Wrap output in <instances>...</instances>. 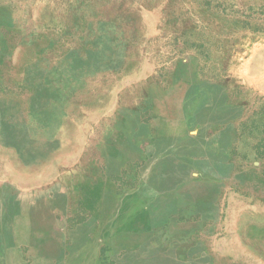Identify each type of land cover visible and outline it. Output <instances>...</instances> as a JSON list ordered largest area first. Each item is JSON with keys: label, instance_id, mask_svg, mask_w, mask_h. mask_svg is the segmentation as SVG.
Here are the masks:
<instances>
[{"label": "rangeland", "instance_id": "obj_1", "mask_svg": "<svg viewBox=\"0 0 264 264\" xmlns=\"http://www.w3.org/2000/svg\"><path fill=\"white\" fill-rule=\"evenodd\" d=\"M186 154L212 191L157 177ZM170 181L210 264H264V0H0V264H135Z\"/></svg>", "mask_w": 264, "mask_h": 264}, {"label": "crops", "instance_id": "obj_2", "mask_svg": "<svg viewBox=\"0 0 264 264\" xmlns=\"http://www.w3.org/2000/svg\"><path fill=\"white\" fill-rule=\"evenodd\" d=\"M142 157L143 159L148 158V164L140 166L139 170H153L154 167L151 164V159L148 156ZM180 157L185 159L184 165H177L176 161L175 164L171 163L170 165L162 166L163 174L159 173L157 177L163 179L179 178V171L182 170L183 173L190 171L191 176L198 179L194 182V184H197L196 186L194 185L195 188H203L200 190H205L207 184L204 178L199 177L201 171L196 170L197 165L205 161H217L218 163L223 160L220 156L205 157V155L201 154H186ZM160 158H164V156H160ZM208 167V170L214 169L213 166ZM165 170H170L171 172L165 173ZM204 176L206 177V174ZM169 183V185L161 189H157V186L154 185H145L142 189H135V194H138L135 196V226L145 225L147 227L142 231L139 228L135 229V264H210L212 240H203L198 235V228L196 226H201L204 222L201 216L197 217L198 212L188 211L189 205L192 203L190 199L187 198L186 202L183 205L181 204V206L173 198H161V201L165 200L163 202H175L178 207L175 211H165L162 214H158L154 205L157 202L156 196H139L141 193L149 195L190 193L188 191L190 189L187 187L188 183L186 185L185 183L179 185L175 181L176 185L173 186L171 184L172 181ZM201 184L202 186L198 188ZM207 186L208 190L212 188L209 185ZM215 191L217 194L221 192V190L219 192V188L215 189ZM205 243H211V245H205ZM153 248L156 250L155 252H151Z\"/></svg>", "mask_w": 264, "mask_h": 264}]
</instances>
